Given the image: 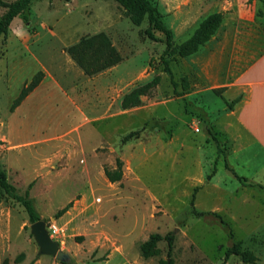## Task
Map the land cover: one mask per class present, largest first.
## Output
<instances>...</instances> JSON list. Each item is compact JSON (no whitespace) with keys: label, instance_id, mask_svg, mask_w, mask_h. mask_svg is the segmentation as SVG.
Returning a JSON list of instances; mask_svg holds the SVG:
<instances>
[{"label":"rangeland","instance_id":"rangeland-1","mask_svg":"<svg viewBox=\"0 0 264 264\" xmlns=\"http://www.w3.org/2000/svg\"><path fill=\"white\" fill-rule=\"evenodd\" d=\"M150 1L175 45L207 14L223 13L219 28L197 52L167 55L171 75L159 58L163 33L154 30L158 40L150 39L144 33L147 18L133 24L115 0H32L28 19L14 17L0 35V138L10 101L41 67L88 116L89 140L96 144L90 159L65 145L56 157L27 158L25 170L10 165L0 145L8 181L19 193L32 182L29 196L40 219L48 231L52 224L58 227L50 236L69 256L61 261L39 253L24 208L0 188V264H158L167 258L165 239L157 243L158 255L139 254V243L150 233L172 235L173 264H264V189L243 186L227 172L211 137L220 141L237 174L264 183V145L236 135L242 131L231 111L241 95L225 90L264 51V16L256 15L264 11L262 3ZM5 11L0 5V17ZM98 32L108 36L121 60L86 75L65 49ZM155 76L158 83L139 97L138 106L121 108L124 94ZM259 96L264 103V89ZM116 158L122 175L110 182L103 170L114 169ZM238 242L256 256L253 263L236 255L224 259Z\"/></svg>","mask_w":264,"mask_h":264},{"label":"trees","instance_id":"trees-1","mask_svg":"<svg viewBox=\"0 0 264 264\" xmlns=\"http://www.w3.org/2000/svg\"><path fill=\"white\" fill-rule=\"evenodd\" d=\"M69 1V0H64ZM124 9L125 13L129 16L131 22L135 25H139L142 20L146 17L148 20V26L145 28L144 33L152 40H158L154 34V30H158L163 33V42L165 43V48L162 54L159 56L162 64L164 65V70L171 75V70L169 68V58L167 55H178L180 57H187L203 46L210 37L219 28L223 13L221 11H216L207 14L204 18L200 20L196 28L193 30L192 34L188 36L185 40L178 44L173 43L172 30L165 26L159 17V13L156 7L150 0H115ZM251 0H247L249 3ZM262 7L264 9V0H260ZM32 0H15L12 3H5L0 0V5L6 7V11L0 17V35L5 34L8 27L14 17L20 16L23 20L28 19V12L30 10V4ZM257 16H264V11L257 10ZM66 52L70 58L78 65V67L86 75L96 74L106 68H109L117 64L121 60V56L114 45L111 43L108 36L103 32H98L92 35H86L80 37V39L69 46L66 47ZM42 76L41 71H37L30 81H28L20 90L17 97L13 100L10 108L12 109L18 102L26 95V93L31 90L40 80ZM159 81V77L155 76L150 81L135 86L129 92L123 95L121 99V108L127 109L131 107L138 106L140 104V96L148 94L149 90L153 88ZM171 82H175L171 78ZM238 99L235 98L234 101ZM132 133H128L123 137V141H126ZM212 139L215 142L216 150L224 160V169L229 172L241 185L248 187H257L264 189V183L254 180L252 178L237 174L233 167H231L228 162L224 149L221 146L220 141H218L214 134H211ZM122 162L119 158L115 159V168L110 169L105 167L104 174L110 182H115L120 179L122 175L121 171ZM32 186V182L27 185L26 190L23 193H19L15 186L11 184L7 179V174L5 170L0 165V188L4 192L17 201L24 208L28 219L31 223L39 220L40 214L34 207L33 200L29 196V189ZM71 206V202H68L64 207L57 211V215L65 212L68 207ZM221 222L225 223L221 219ZM162 239L166 240L167 244V258H159L158 264H173V260L170 257V252L173 243V237L171 234H166L162 236L159 233H150L148 237L139 243V254L142 258L146 259L159 254V248L157 243ZM230 255H236L241 258L244 263H253L257 258L249 249H242L241 243H234L229 248L226 249L224 253V259L226 260ZM73 264V263H71Z\"/></svg>","mask_w":264,"mask_h":264},{"label":"crops","instance_id":"crops-1","mask_svg":"<svg viewBox=\"0 0 264 264\" xmlns=\"http://www.w3.org/2000/svg\"><path fill=\"white\" fill-rule=\"evenodd\" d=\"M249 62L225 90L241 95L231 111L236 126L242 131L235 132L236 135L241 133L247 142L264 145V103H259V95L264 89V51ZM40 69L37 71H41L42 76L38 83L10 108L1 121L5 131L0 145L7 149L9 156L6 160L13 167L25 170L27 158L32 156L37 161L43 157H56L54 152L65 145L75 146L79 149L78 155L81 153L90 159V151L94 152L93 147L96 146L94 140H89L92 131L90 119L55 77ZM34 74L22 82L11 104ZM66 121L69 122L67 127L64 126ZM61 124L64 127L59 128ZM49 127H55L52 133L46 132ZM37 129L39 137L32 135ZM28 132L31 136L26 137ZM47 152L51 153L47 155ZM77 159L78 156L73 157L75 164Z\"/></svg>","mask_w":264,"mask_h":264},{"label":"water","instance_id":"water-1","mask_svg":"<svg viewBox=\"0 0 264 264\" xmlns=\"http://www.w3.org/2000/svg\"><path fill=\"white\" fill-rule=\"evenodd\" d=\"M30 230L34 235L35 241L39 247V253L54 256L61 261H68L69 256L60 247L56 240L52 239L45 222L39 219L30 225Z\"/></svg>","mask_w":264,"mask_h":264},{"label":"built area","instance_id":"built-area-1","mask_svg":"<svg viewBox=\"0 0 264 264\" xmlns=\"http://www.w3.org/2000/svg\"><path fill=\"white\" fill-rule=\"evenodd\" d=\"M58 231V227L55 225V224H52L50 227H49V234L50 233H56Z\"/></svg>","mask_w":264,"mask_h":264},{"label":"clouds","instance_id":"clouds-1","mask_svg":"<svg viewBox=\"0 0 264 264\" xmlns=\"http://www.w3.org/2000/svg\"><path fill=\"white\" fill-rule=\"evenodd\" d=\"M19 35V33H17Z\"/></svg>","mask_w":264,"mask_h":264}]
</instances>
